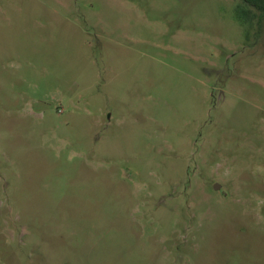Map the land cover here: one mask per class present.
<instances>
[{"label":"rangeland","instance_id":"rangeland-1","mask_svg":"<svg viewBox=\"0 0 264 264\" xmlns=\"http://www.w3.org/2000/svg\"><path fill=\"white\" fill-rule=\"evenodd\" d=\"M245 10L0 0V264H264Z\"/></svg>","mask_w":264,"mask_h":264},{"label":"trees","instance_id":"trees-1","mask_svg":"<svg viewBox=\"0 0 264 264\" xmlns=\"http://www.w3.org/2000/svg\"><path fill=\"white\" fill-rule=\"evenodd\" d=\"M242 7L246 9L244 13L251 18L250 20L254 18L259 24L261 23L264 16V0H242Z\"/></svg>","mask_w":264,"mask_h":264},{"label":"water","instance_id":"water-1","mask_svg":"<svg viewBox=\"0 0 264 264\" xmlns=\"http://www.w3.org/2000/svg\"><path fill=\"white\" fill-rule=\"evenodd\" d=\"M217 187H218V186H217ZM217 187H216V188H217Z\"/></svg>","mask_w":264,"mask_h":264}]
</instances>
